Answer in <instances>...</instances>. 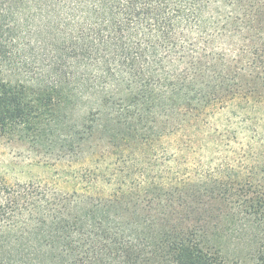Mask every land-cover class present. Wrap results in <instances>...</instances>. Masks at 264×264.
Here are the masks:
<instances>
[{
	"label": "trees",
	"instance_id": "16d2710c",
	"mask_svg": "<svg viewBox=\"0 0 264 264\" xmlns=\"http://www.w3.org/2000/svg\"><path fill=\"white\" fill-rule=\"evenodd\" d=\"M2 140L0 264H264V0H0Z\"/></svg>",
	"mask_w": 264,
	"mask_h": 264
},
{
	"label": "rangeland",
	"instance_id": "374dc122",
	"mask_svg": "<svg viewBox=\"0 0 264 264\" xmlns=\"http://www.w3.org/2000/svg\"><path fill=\"white\" fill-rule=\"evenodd\" d=\"M233 131L240 126L239 119H234ZM242 135H238L233 140L232 147L240 152L242 149L249 150V140H242ZM249 136V134H248ZM42 155L28 152L23 146L0 141V178L8 183L27 182L36 178H42L47 173L43 164Z\"/></svg>",
	"mask_w": 264,
	"mask_h": 264
}]
</instances>
